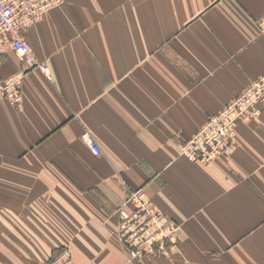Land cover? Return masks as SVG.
I'll list each match as a JSON object with an SVG mask.
<instances>
[{"label":"crops","instance_id":"0c3cea01","mask_svg":"<svg viewBox=\"0 0 264 264\" xmlns=\"http://www.w3.org/2000/svg\"><path fill=\"white\" fill-rule=\"evenodd\" d=\"M264 0H61L24 30L48 75L8 48L0 79V264H264V108L209 163L180 145L264 73ZM88 132L96 155L82 140ZM179 224L164 256L129 263L128 194Z\"/></svg>","mask_w":264,"mask_h":264},{"label":"built area","instance_id":"2783aa9c","mask_svg":"<svg viewBox=\"0 0 264 264\" xmlns=\"http://www.w3.org/2000/svg\"><path fill=\"white\" fill-rule=\"evenodd\" d=\"M61 0H0V54L10 48L23 60L28 69L49 73V67L41 62L24 30L41 20ZM264 33V18L258 22ZM27 69L14 76L0 79V99L19 106L22 103V83ZM264 108V73L252 81L231 103L211 116L189 140L180 145L181 154L201 163H209L219 157H228L236 147L237 126L241 122L257 119ZM82 140L96 154L102 150L88 133ZM118 238L125 248L129 263L139 262L150 256H164L179 244L178 222L162 211L146 195L143 189L127 195L118 209ZM46 264H75L69 249L58 250ZM91 264H96L92 262Z\"/></svg>","mask_w":264,"mask_h":264},{"label":"trees","instance_id":"16d2710c","mask_svg":"<svg viewBox=\"0 0 264 264\" xmlns=\"http://www.w3.org/2000/svg\"><path fill=\"white\" fill-rule=\"evenodd\" d=\"M56 252H57V251H56ZM56 252H55V253H56Z\"/></svg>","mask_w":264,"mask_h":264}]
</instances>
